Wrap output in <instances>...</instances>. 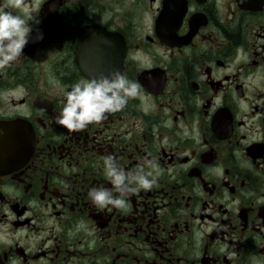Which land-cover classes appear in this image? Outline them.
I'll list each match as a JSON object with an SVG mask.
<instances>
[{"label":"flooded vegetation","instance_id":"af4514ba","mask_svg":"<svg viewBox=\"0 0 264 264\" xmlns=\"http://www.w3.org/2000/svg\"><path fill=\"white\" fill-rule=\"evenodd\" d=\"M26 8L39 23L0 69V124L17 122L0 154V264H264V0ZM114 71L139 85L121 111L83 131L56 122L73 84ZM108 156L159 165L127 211L88 196L113 188Z\"/></svg>","mask_w":264,"mask_h":264},{"label":"clouds","instance_id":"9594fccd","mask_svg":"<svg viewBox=\"0 0 264 264\" xmlns=\"http://www.w3.org/2000/svg\"><path fill=\"white\" fill-rule=\"evenodd\" d=\"M30 21L39 23L31 17L26 0H5L0 5V69L8 67L23 53L33 31ZM40 39H43L42 32L36 36V40ZM138 95L139 85L119 71L108 76L81 80L65 93L66 102L56 122L70 132L83 131L89 124H98L108 114L121 111L129 99ZM104 174L113 188H91L88 192L91 202L100 209L112 206L127 211L128 204L124 197L141 190H150L161 172L154 159L145 158L137 168L125 171L113 156H108L104 159ZM113 192L118 195H113Z\"/></svg>","mask_w":264,"mask_h":264},{"label":"water","instance_id":"95a60500","mask_svg":"<svg viewBox=\"0 0 264 264\" xmlns=\"http://www.w3.org/2000/svg\"><path fill=\"white\" fill-rule=\"evenodd\" d=\"M14 127H17V124L6 123L0 126V151L4 153H8L9 151L2 150L1 147L9 149V146H11V142L8 141L7 138L13 136L10 130L14 129Z\"/></svg>","mask_w":264,"mask_h":264}]
</instances>
